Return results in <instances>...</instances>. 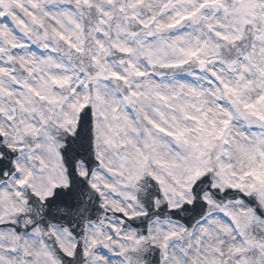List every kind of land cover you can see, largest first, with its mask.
Here are the masks:
<instances>
[{
	"label": "snow or ice",
	"instance_id": "6c2138e0",
	"mask_svg": "<svg viewBox=\"0 0 264 264\" xmlns=\"http://www.w3.org/2000/svg\"><path fill=\"white\" fill-rule=\"evenodd\" d=\"M0 264H264V0H0Z\"/></svg>",
	"mask_w": 264,
	"mask_h": 264
}]
</instances>
